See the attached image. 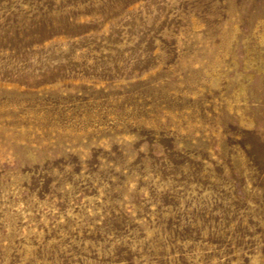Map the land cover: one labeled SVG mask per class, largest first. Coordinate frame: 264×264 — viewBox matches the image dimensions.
Listing matches in <instances>:
<instances>
[{"label":"rangeland","instance_id":"1","mask_svg":"<svg viewBox=\"0 0 264 264\" xmlns=\"http://www.w3.org/2000/svg\"><path fill=\"white\" fill-rule=\"evenodd\" d=\"M0 264H264V0H0Z\"/></svg>","mask_w":264,"mask_h":264}]
</instances>
